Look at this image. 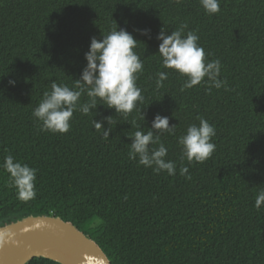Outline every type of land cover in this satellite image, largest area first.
I'll return each instance as SVG.
<instances>
[{
	"label": "trees",
	"instance_id": "1",
	"mask_svg": "<svg viewBox=\"0 0 264 264\" xmlns=\"http://www.w3.org/2000/svg\"><path fill=\"white\" fill-rule=\"evenodd\" d=\"M116 22L139 40L145 99L138 107L146 120L137 110L125 118L98 105L74 112L67 133L41 131L32 112L44 92L53 81L73 87L91 37L102 39ZM181 24L185 35L196 32L209 61L220 60L226 89L199 84L181 92L186 77L162 67L157 33ZM144 28L150 36L136 31ZM160 71L168 76L157 89ZM156 113L176 124L175 135L160 137L174 176L128 156V136L147 132ZM107 116L106 140L92 120ZM200 116L215 126L216 149L189 164L177 139ZM8 154L37 169L36 197L20 201L0 167V222L20 212L60 216L89 234L111 264H264V206H254L264 190V0H220L212 15L200 0H0V165ZM27 264L59 263L34 257Z\"/></svg>",
	"mask_w": 264,
	"mask_h": 264
},
{
	"label": "clouds",
	"instance_id": "2",
	"mask_svg": "<svg viewBox=\"0 0 264 264\" xmlns=\"http://www.w3.org/2000/svg\"><path fill=\"white\" fill-rule=\"evenodd\" d=\"M181 2L182 0H175L177 4ZM200 4L209 15L220 11V0H200ZM186 28V24H181L169 34L165 27H161L157 33L162 67L174 69L186 77L181 84V92L199 84H204L207 92H210L212 87L226 89L227 81L219 79L222 67L220 60L209 61L204 48L198 43L199 36L195 31H188L185 35ZM136 31L144 36H150L151 32L148 28ZM138 41L126 28H118L117 22L108 34L102 35V39L91 37L89 49L84 53L87 63L79 78L75 79L74 86L70 88L67 84L53 81L51 91L44 92L40 103L34 108L32 115L40 122V130L67 133L71 128L70 121L74 112L79 111L87 115L96 110L98 105L114 109L116 114L125 118L133 110H137L140 112V118L146 120V113L138 107L145 99L142 89L137 85L139 75L144 69L143 61L135 51ZM167 76L168 73L163 71L157 73L155 81L157 89L164 86L163 81ZM8 83L15 86L16 81L10 79ZM84 95L88 99L82 102L81 97ZM98 100L101 103H98ZM197 119L199 124H190L185 134L177 139L181 146L182 160L186 158L189 164L193 161L205 162L216 149L215 143L212 142L216 135L215 126L202 116ZM112 123V116L104 117L102 120L93 117L92 120L95 130L103 129L102 137L106 140L113 131ZM148 128L147 132L137 130L128 136L131 139L129 159L136 160L138 165L152 168L156 174L166 171L169 176L176 175V163L166 159L168 148L160 139L163 133L175 135L176 124L170 125L168 116L156 113ZM0 167L9 174L7 183L9 187L16 189L20 201L35 199L36 168L22 163L11 154L4 157ZM186 173L188 167L181 164L179 174L185 176ZM186 179H191L190 174ZM254 206L257 210L264 206V190L258 192ZM92 261L93 258L90 256L85 258V264H92Z\"/></svg>",
	"mask_w": 264,
	"mask_h": 264
},
{
	"label": "water",
	"instance_id": "3",
	"mask_svg": "<svg viewBox=\"0 0 264 264\" xmlns=\"http://www.w3.org/2000/svg\"><path fill=\"white\" fill-rule=\"evenodd\" d=\"M111 264L99 244L60 216L20 212L0 222V264H27L43 257L59 264Z\"/></svg>",
	"mask_w": 264,
	"mask_h": 264
}]
</instances>
